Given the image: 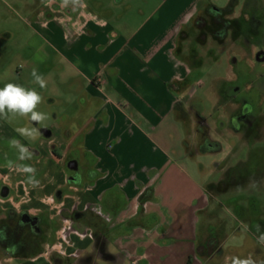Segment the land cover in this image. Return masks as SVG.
Wrapping results in <instances>:
<instances>
[{
    "label": "crops",
    "instance_id": "obj_1",
    "mask_svg": "<svg viewBox=\"0 0 264 264\" xmlns=\"http://www.w3.org/2000/svg\"><path fill=\"white\" fill-rule=\"evenodd\" d=\"M145 5L154 8L152 15L133 31L123 18L102 27L93 11L67 30L73 37L67 53L85 89L55 126L66 142L52 139L53 149L44 150L48 164L40 168H51L41 172L49 185L33 198L34 211L53 210L45 198L56 192V207H64L67 217L55 211L44 229L39 219L37 232L47 233L43 250L19 264L202 262L198 232L211 206L208 186L172 156L165 122L180 101L168 85L186 81L182 68L172 67V56L183 53L189 33L215 5L213 0H147ZM106 69L110 76L99 79ZM175 119L187 128L181 112ZM178 151L188 153V140ZM68 164L72 174L63 170Z\"/></svg>",
    "mask_w": 264,
    "mask_h": 264
},
{
    "label": "rangeland",
    "instance_id": "obj_2",
    "mask_svg": "<svg viewBox=\"0 0 264 264\" xmlns=\"http://www.w3.org/2000/svg\"><path fill=\"white\" fill-rule=\"evenodd\" d=\"M146 1L0 0V88L14 83L34 89L42 97L36 111L47 117L33 122L28 116H0V225H9L10 238L22 235L26 243L20 256L7 252L0 244V264H6L5 260L19 264L36 258L43 250L47 233L41 236L37 232L39 224L19 229L21 216L31 219L32 224V220L41 219L43 229L50 223L52 213L57 214L55 211L60 212L61 218L67 217L64 207H56V192L45 198L46 205L53 210L34 211L33 198L36 192L41 195L38 188L49 185L41 172L51 168H40L41 163L48 164L44 150L53 149L52 139L59 140L58 144L66 142L65 137L56 133L55 126L67 115L69 103L85 89L83 76L72 67L74 59L67 53V43L73 38L68 28L84 18L86 11H93L98 14L97 21H93L102 27L123 18L131 21L132 31L136 30L154 10L145 5ZM228 1L213 0L216 10L211 8L197 22L199 29L189 33L183 53L172 56V67H181L186 81L180 84L182 88L175 81L168 85L171 97L180 100L174 110L182 113L187 126L179 125L176 111L170 113L165 122L170 152L208 186L211 202L201 216L198 232V251L204 257L202 262L192 264H234L236 260L264 264V101L259 103L254 95L256 88L248 89V79L235 77L237 69L231 61L232 57L237 58L239 68L243 69L246 62L242 55L248 47L264 49V0ZM253 9L260 25L250 23ZM83 31L76 32V41L85 34ZM238 36L244 38L239 40ZM246 39L250 46L245 44ZM34 70L44 77L45 87L35 83ZM107 70L98 75L99 79L110 76ZM251 80L259 83L256 78ZM235 87L241 89L237 100L250 96L260 119L253 133L236 132L231 127V116L240 106L231 101ZM21 128H35V138L20 135L17 130ZM51 130L54 135L50 138L46 134ZM185 139L188 153L180 155L178 149ZM12 140L26 147L31 158L20 159L18 148L10 144ZM10 146V152L3 153ZM216 149L221 150L213 152ZM60 155L65 153L60 151ZM10 165L29 166L35 173H24ZM67 166L63 170L71 173L74 166ZM30 175H34L35 183L28 182ZM3 188L9 192L6 198L1 193ZM62 190L66 192L67 188ZM8 211L15 214L8 216Z\"/></svg>",
    "mask_w": 264,
    "mask_h": 264
},
{
    "label": "flooded vegetation",
    "instance_id": "obj_3",
    "mask_svg": "<svg viewBox=\"0 0 264 264\" xmlns=\"http://www.w3.org/2000/svg\"><path fill=\"white\" fill-rule=\"evenodd\" d=\"M213 10H216L213 8ZM254 10V9H253ZM256 10V9H255ZM255 10L252 12L250 17V23L253 25L261 24V21H258L255 18ZM243 36H238L237 39H243ZM238 43V42H237ZM245 44L250 46L251 44L246 39ZM247 52L242 55V58L246 62V67L243 69L239 68L238 60L235 57L231 58L232 64L236 67L237 71L235 77L238 79L246 80L248 79V89L253 91L256 88L255 96L259 100V103L264 101V49L263 48H249L246 50ZM258 79L259 83L255 84L250 79ZM248 90V91H249ZM250 91V92H251ZM241 92L239 87H235L233 89V98L231 101L233 103L239 104L240 106L237 108V112H235L231 116V127L236 131L240 132L244 130L246 134H250L255 132V129L258 125H260V119L251 105L250 96L245 97L242 100L238 101L237 96ZM211 146V144L209 145ZM8 216L14 215L12 211H8ZM18 228L26 227L27 225L31 228H35L31 222V219L26 218L25 215L20 217V221L18 223ZM37 230V229H36ZM10 229L9 225L2 224L0 225V244L7 250V252L12 251L15 256H20L24 253L25 250V239L22 238V235L17 237L16 239L10 238ZM216 253H214L215 255ZM214 255L212 257H214ZM211 257V258H212ZM14 260V259H13ZM6 264H10L8 260H5Z\"/></svg>",
    "mask_w": 264,
    "mask_h": 264
},
{
    "label": "clouds",
    "instance_id": "obj_4",
    "mask_svg": "<svg viewBox=\"0 0 264 264\" xmlns=\"http://www.w3.org/2000/svg\"><path fill=\"white\" fill-rule=\"evenodd\" d=\"M67 2V0H65ZM35 83L41 88L45 87L44 77L38 74L35 70L32 72ZM42 102L41 95L34 89H26L25 87L8 83L3 88H0V116L7 117L9 114L19 115L21 117L28 116L33 122H42L47 117L44 113L36 111L38 105ZM20 135L35 138L37 130L35 128H21L17 130ZM10 144L17 147L20 152V159L31 158V153L28 149L21 145L19 141L12 140ZM19 171L28 174H34L35 169L29 166H21ZM29 183H35L34 175H30ZM234 264H252L251 260H236Z\"/></svg>",
    "mask_w": 264,
    "mask_h": 264
},
{
    "label": "water",
    "instance_id": "obj_5",
    "mask_svg": "<svg viewBox=\"0 0 264 264\" xmlns=\"http://www.w3.org/2000/svg\"><path fill=\"white\" fill-rule=\"evenodd\" d=\"M46 136H50V133L48 132V134H46ZM2 195H3V197H7L8 191H6L5 193H3ZM32 221H33V225L34 226H38L40 220L39 219H35V220H32Z\"/></svg>",
    "mask_w": 264,
    "mask_h": 264
},
{
    "label": "trees",
    "instance_id": "obj_6",
    "mask_svg": "<svg viewBox=\"0 0 264 264\" xmlns=\"http://www.w3.org/2000/svg\"><path fill=\"white\" fill-rule=\"evenodd\" d=\"M210 11V10H209ZM221 149H216V150H214L213 152H215V151H220Z\"/></svg>",
    "mask_w": 264,
    "mask_h": 264
}]
</instances>
